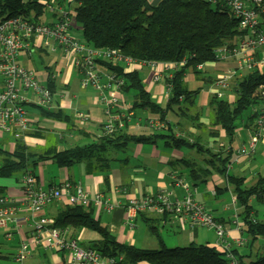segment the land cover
Listing matches in <instances>:
<instances>
[{"label":"crops","instance_id":"0c3cea01","mask_svg":"<svg viewBox=\"0 0 264 264\" xmlns=\"http://www.w3.org/2000/svg\"><path fill=\"white\" fill-rule=\"evenodd\" d=\"M161 1L148 0L151 5H157ZM19 63L23 67L33 70L39 82L44 85L47 84L48 76L51 74L56 84L55 90L52 92L51 111L62 110L68 120L58 121L44 117L38 110L33 92L22 90V95L26 100L25 109L34 125L19 140L14 138L10 132L0 131L1 151L11 153L15 151L18 144H22L32 153L46 154L52 150L63 151L76 145L98 141L106 119L105 106L100 100L98 90L81 86V74L73 57L66 55L61 47L51 50L44 45L40 46L39 43H32L30 49L21 52ZM161 68L160 65L159 69ZM133 69L139 71L144 86L153 101L166 107L169 95L165 80L155 81L156 70L151 66L140 65ZM227 69H236V78L248 73V70L237 69L234 59L205 63L204 68L200 70L201 74H197L192 68H189L184 75V81L190 91H196L192 98L193 104L186 108L181 100L180 106H174L173 109L168 110L163 121L158 113H154L148 108H132L133 92L122 91L121 101L129 109L127 113L131 116L126 120L125 132L134 135L159 136L172 131L175 136L187 138L196 146L171 149L160 137L154 143H130L124 151L108 150L105 154L106 161L92 159L67 168L59 167L57 172L53 170L50 178L47 179L48 182L37 175L40 186L58 185L64 181H79L91 196L96 193L104 194L114 206L113 210L107 212L96 206L94 214L109 227L119 242L141 248H158V241V247H156L155 242H150L147 234H141L137 230L140 222L145 224L148 229L147 220L157 218L161 236L162 227H169L170 231L180 233L184 244L175 247L196 242L207 243L222 251L218 236L214 229L209 227H193L186 223L172 225L164 214L155 212L139 215L133 228L126 223L124 209L130 197L143 199L147 194L170 189L174 190L178 197H181L184 191L177 188L173 181V176L179 175L185 178L191 186L198 188L194 198L215 215L219 222L227 226V239L232 245L231 248H235L247 261L248 255L255 253L264 245V240L259 238L253 246L235 245L237 238H245L243 232L245 226L242 219L243 207L236 201L233 187L227 178L229 174L243 178L245 185L250 186L257 181L258 176L264 175V141L258 143L255 152L250 156L238 155L239 148L248 144L261 104L258 103L245 111L236 130V137L230 145L226 131L212 125L213 110L209 106L213 95L225 98L229 102L236 100L235 77L226 87H221L216 83L217 77ZM3 85V78L0 76V92ZM77 112L82 113L87 119H78ZM151 120L162 122L164 127L149 126ZM96 126L99 127L100 133H95L92 130ZM151 132L157 133L150 134ZM230 147L233 154L232 168L227 167L226 172L221 173L217 168L218 161L211 157V154L219 153L222 158V155L225 156ZM54 163L52 160H46L41 165ZM102 164L104 165L102 166ZM192 168L196 169L199 174H204L206 171L208 177L205 182L200 183L201 179L194 180L191 175ZM21 180L22 175L18 179L0 177V193L14 198L20 208L15 214L14 221L9 223L8 229L0 228V256L3 257L0 259V264H39L44 255L50 264H72L69 250L45 249V243L49 239L48 232L42 234L40 244H35L33 215L23 201ZM123 188L127 190L124 191ZM250 204L253 206L252 217L264 221V201L253 197L250 199ZM63 205L62 202L48 204L43 211L44 217L54 219ZM236 220L241 225L240 230L237 228ZM70 236L85 247H90V241L99 239L96 232L87 229L74 230L71 228ZM23 242L29 244L30 253L24 262L19 263L15 261V257ZM146 242L149 245H144ZM165 245L168 247L166 243Z\"/></svg>","mask_w":264,"mask_h":264},{"label":"trees","instance_id":"16d2710c","mask_svg":"<svg viewBox=\"0 0 264 264\" xmlns=\"http://www.w3.org/2000/svg\"><path fill=\"white\" fill-rule=\"evenodd\" d=\"M50 1L0 0V20L23 16L39 23H53L57 17L45 4ZM57 4L64 5V2L57 0ZM67 4L74 14L72 32L89 47L117 49L123 56L138 61L148 59L161 63H179L185 60L183 66L173 70L170 80L165 78V82L171 85L166 107L153 101L139 71H127L119 62L98 60L106 70L125 81L123 92H133L132 108H148L158 113L161 121L165 119L168 110L180 106L181 100L186 108L193 104L192 98L196 91L188 89L184 81L186 71L192 68L195 73L201 74L198 65L215 61L218 48L235 43L245 35L223 0H162L157 5H151L148 0H67ZM247 70L246 75L234 79L235 101L229 102L213 95L209 102L213 110L212 125L226 131L230 145L236 137V130L245 111L262 101L264 72L257 68ZM46 85L51 92L55 90L56 84L51 74ZM39 108L44 117L68 120L62 110ZM158 137L164 139L165 145L171 149L196 146L187 138L175 136L172 131L159 136H144L129 134L124 129L112 134L102 132L98 141L90 144L76 145L63 151L52 150L46 154L32 153L24 145L18 144L11 153L0 150V177L32 173L37 178L35 169L46 160H52L60 167H70L92 159L103 162L107 160L105 154L110 149L124 151L130 143H154ZM211 157L218 161L219 171L225 173L233 161L232 148L222 158L219 153L211 154ZM191 172L194 180L201 179L200 183L208 177L206 171L199 174L192 168ZM227 179L233 187L236 201L243 207L244 244L253 246L259 238L264 240V221L252 217L250 199L255 197L264 201V175L258 176L257 181L250 186H246L245 180L240 177L229 174ZM94 212L95 206L92 204H64L54 217L53 227L96 232L99 239L90 241L89 245L104 259H113L112 264H231L223 251L207 243L190 242L184 246L167 247L157 225V218L148 219L147 226L157 238L158 248H141L119 242L109 227L95 217ZM164 215L170 224L175 225L169 220V215ZM232 252L241 264H264V245L248 255L247 261L235 248ZM0 259L3 257L0 256ZM39 264L50 263L44 255Z\"/></svg>","mask_w":264,"mask_h":264},{"label":"built area","instance_id":"2783aa9c","mask_svg":"<svg viewBox=\"0 0 264 264\" xmlns=\"http://www.w3.org/2000/svg\"><path fill=\"white\" fill-rule=\"evenodd\" d=\"M233 16L238 20L239 29L245 31L244 37L235 43L225 45L216 51V61L236 60L237 69L257 68L264 72V0H223ZM51 0L45 4L56 15L51 23H39L23 16H15L0 20V76L4 87L0 92V131L10 132L16 139H21L34 123L25 109V98L22 90H31L38 107L51 109L53 95L47 85L37 79L33 70L23 67L19 63L22 51L30 49L32 43H39L51 50L61 47L64 53L73 57L76 67L81 74V86L92 87L100 93V100L105 106L106 119L102 128L103 134H112L125 128L126 120L131 116L121 101L122 88L125 81L114 73L106 70L98 60H107L123 64L125 70L131 71L134 67L148 65L156 70L155 81L172 78L174 69L183 66L185 60L179 63H161L152 60L138 61L123 56L117 49L92 48L87 46L71 30L74 23V14L68 7ZM162 66L159 69V66ZM204 64L198 65L202 70ZM237 75L236 69H227L217 77V84L226 87ZM168 95L171 85L166 83ZM261 107L250 133L246 146L238 150L240 156H250L256 150L259 142L264 141V85L261 89ZM76 117L86 120L87 117L77 112ZM151 127H164L156 120L149 121ZM228 168H232V163ZM174 185L183 190L184 194L178 197L174 190H162L147 194L143 199L130 197L125 205L126 223L133 228L136 218L145 213H159L169 215L171 223H186L190 226H205L214 229L221 243L223 252L231 264H241L232 252V245L228 242V228L219 222L215 215L194 198L197 187L191 186L188 181L179 176H173ZM24 203L33 215L34 242L40 244L42 234L49 233L45 249L56 248L71 252L72 264H112L113 259H104L100 253L92 248L80 245L77 239L70 236L71 228L53 227L54 219L44 217L45 207L52 202H62L66 205L90 204L101 207L107 212L113 210V205L102 193L91 196L79 181H64L58 185L40 186L32 173L22 175L21 180ZM126 191V188H123ZM20 210L18 202L5 194L0 193V228L7 230L10 222L14 221L15 214ZM237 228L241 225L236 220ZM245 238L239 237L235 245L242 246ZM29 244L23 242L15 257V261L22 263L29 255Z\"/></svg>","mask_w":264,"mask_h":264},{"label":"rangeland","instance_id":"374dc122","mask_svg":"<svg viewBox=\"0 0 264 264\" xmlns=\"http://www.w3.org/2000/svg\"><path fill=\"white\" fill-rule=\"evenodd\" d=\"M49 18V15H47V18ZM36 60V58H35ZM30 61V60H29ZM39 108V107H38ZM40 112H41V109L39 108L38 109ZM95 133H100V129L99 127L96 126V128H93L92 129ZM157 132H151L150 134H155ZM56 163L52 164V165H38L35 169L36 173L38 176H40V178L42 180H44L45 182H48V178H50V175L52 174L53 170L55 172H57V168H59L60 166H58ZM67 168V167H65ZM21 173L13 176V179H18L21 177ZM12 178V177H10ZM137 230L141 233V234H147L146 236H148L149 240H151L150 242H155V245L156 247L157 246V238L150 233V231H148L147 227L145 224L143 223H139V226L137 228ZM161 232H162V237L163 239L165 240V243L168 245V247L170 248H173L175 247L176 245H181V244H184L183 240L181 239L182 237H180V233H175V231H170L169 227L165 228V227H162L161 228ZM148 242H146L144 245H149L147 244Z\"/></svg>","mask_w":264,"mask_h":264}]
</instances>
